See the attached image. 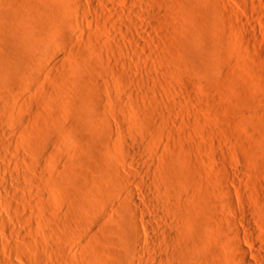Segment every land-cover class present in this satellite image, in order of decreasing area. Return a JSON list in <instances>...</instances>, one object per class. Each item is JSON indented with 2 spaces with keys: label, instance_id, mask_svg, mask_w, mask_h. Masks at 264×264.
Masks as SVG:
<instances>
[{
  "label": "rangeland",
  "instance_id": "obj_1",
  "mask_svg": "<svg viewBox=\"0 0 264 264\" xmlns=\"http://www.w3.org/2000/svg\"><path fill=\"white\" fill-rule=\"evenodd\" d=\"M113 1L120 9L143 10L144 16H135L134 27L113 11L104 12L96 0V8L83 1L92 14L89 21L74 14L79 0H0V128L10 134L0 136L9 148L0 142V160L19 178L37 177L33 165L39 164L46 179V187L24 182L20 214L25 220L17 225L8 217L13 227L8 238L0 231L6 241L0 245V264H34L39 255L43 264H142L133 257L137 232L145 240L158 234L162 241L154 248L165 253L164 220L157 222L161 217L150 208L139 219L149 220L153 233L135 227L123 182L137 168L145 170L152 158L157 171L151 180L165 181L166 191L177 196L172 199L180 215L166 217V223L196 242L184 264H232L231 248L219 239L227 210L220 190L225 176L241 172L242 194L232 182L227 186L235 198L247 201L257 240L264 243V20L259 18L264 0ZM126 23L130 38L122 31ZM138 38L148 45H137ZM51 39L60 47L50 48ZM161 112L168 117L163 120ZM175 172L183 185L175 181L178 175L174 180ZM140 173L134 174L139 180ZM83 174L95 176L86 191L75 180H83ZM132 187L141 201L140 186ZM68 212L72 229L63 221ZM14 229L25 232L33 248L24 246ZM48 229L66 241L67 251ZM89 243L96 257L84 259ZM212 250L221 253L215 263L208 258Z\"/></svg>",
  "mask_w": 264,
  "mask_h": 264
},
{
  "label": "bare ground",
  "instance_id": "obj_2",
  "mask_svg": "<svg viewBox=\"0 0 264 264\" xmlns=\"http://www.w3.org/2000/svg\"><path fill=\"white\" fill-rule=\"evenodd\" d=\"M80 2H79V7L77 6V8L76 7H73V9L75 10V8H76V10L77 11H74V14H75V12H78V13H80V14H82V17H84L87 21H89V20H92V14L90 15V13L89 12H87L88 10H87V8H85L86 7V5H84V0H79ZM86 1V0H85ZM121 2H124V3H128V2H130V0H120ZM143 1V0H142ZM16 2V1H15ZM96 2L99 4V5H101V7H103V9H106L104 12H108V11H111V13H112V11H113V13L112 14H116L120 19H121V17L122 18H126L127 20H129L130 21V26H136L137 25V23L135 22V20H134V18H135V16H144L143 14V12L141 11V10H135V9H132V10H125V9H120V7L119 6H117L116 5V3H115V1H113V0H96ZM96 2H95V0H91V4H92V6H94L93 8H96L97 6H96ZM117 2V1H116ZM119 2V1H118ZM144 2V1H143ZM262 2V1H261ZM260 2V3H261ZM10 3V2H9ZM263 3V2H262ZM8 4V3H7ZM6 4V5H7ZM260 5V4H259ZM74 6V5H73ZM85 6V7H84ZM117 6V7H116ZM257 6V5H256ZM256 6L254 7V8H256ZM14 7V6H13ZM18 7V6H17ZM119 7V8H118ZM260 7V6H259ZM23 9H24V7H22ZM72 8V7H71ZM87 11H86V10ZM102 9V10H103ZM129 9V8H128ZM247 9V8H246ZM18 10V9H17ZM14 12H15V10H14ZM19 12H20V10H19ZM18 12V13H19ZM22 12V11H21ZM20 12V13H21ZM103 12V11H102ZM103 12V13H104ZM149 12H152V14H154L153 12H154V10H150ZM25 13V12H24ZM72 13H73V11H72ZM78 13H76V15L78 14ZM109 13V12H108ZM261 13V12H260ZM15 14V13H14ZM105 14V13H104ZM149 14V13H148ZM108 15V14H107ZM106 16V15H105ZM115 16V15H114ZM80 17V16H79ZM82 17H80L81 19H82ZM263 17V18H262ZM76 18V17H75ZM259 18L260 19H263L264 20V15H259ZM77 19V18H76ZM73 20V19H72ZM95 20V19H94ZM107 20H109V19H106L105 21H107ZM117 20V19H116ZM124 21V20H123ZM78 22V21H77ZM93 22V21H92ZM108 22V21H107ZM125 22V21H124ZM81 23V22H80ZM90 23V22H89ZM242 23V22H241ZM245 23V22H244ZM122 24V23H121ZM127 24V27H126V30H122V31H125L124 33H125V35L126 36H131V34L129 33V29H128V27H129V25H128V23H126ZM243 24V23H242ZM79 25V24H78ZM77 25V26H78ZM123 25V24H122ZM125 25V24H124ZM124 25H123V27H124ZM82 26V25H81ZM126 26V25H125ZM248 26V25H247ZM80 27V26H79ZM130 28V27H129ZM123 29H125V27L123 28ZM131 29V28H130ZM142 30L143 31H145V32H148L149 31V29L147 28V27H143L142 28ZM3 31V30H2ZM256 31V30H255ZM15 37V36H14ZM111 37V36H110ZM130 38V37H129ZM134 39V38H133ZM154 40V39H153ZM148 42V41H147ZM26 43V42H25ZM135 43L137 44V45H139V46H142V47H146L148 44L144 41V39H142V38H138V39H136L135 40ZM149 43V42H148ZM154 44V43H153ZM158 44H159V42H158ZM25 45V44H24ZM117 45V44H116ZM119 45V44H118ZM117 45V46H118ZM135 45V44H134ZM150 45V44H149ZM49 46H50V48H54V49H57V48H59L60 47V43L58 42V40H50L49 41ZM119 46H121V45H119ZM158 46V45H157ZM165 47V46H164ZM116 48V47H115ZM118 48V47H117ZM136 48V47H135ZM140 48V47H139ZM156 48V47H155ZM27 49V48H26ZM25 49V50H26ZM150 49V48H149ZM152 49V48H151ZM163 49V48H162ZM0 50H1V48H0ZM129 50V49H128ZM134 50V49H133ZM137 50V49H136ZM132 51V50H131ZM31 52V51H30ZM135 52V51H134ZM137 52V51H136ZM1 53H2V51H1ZM138 53V52H137ZM31 54V53H30ZM19 55V54H18ZM28 56V55H27ZM30 57V56H29ZM158 57V56H157ZM21 60V59H20ZM163 60V59H162ZM19 61V60H18ZM258 62H259V60H258ZM15 63V62H14ZM263 63H264V61H263ZM16 64V63H15ZM14 65V64H13ZM18 66V65H17ZM21 66V65H20ZM263 67V66H262ZM12 68V67H11ZM24 68V67H23ZM264 69V68H263ZM3 73V72H2ZM5 73V72H4ZM1 74V73H0ZM10 74V73H9ZM3 76V75H2ZM11 76V75H10ZM14 76V75H13ZM17 76V75H16ZM14 78V77H13ZM5 82V81H4ZM2 83V82H1ZM15 83V82H14ZM99 83V82H98ZM108 84V83H107ZM116 84V83H115ZM12 85V84H11ZM98 85V84H97ZM111 85V84H110ZM114 85V84H113ZM118 85V84H117ZM264 85V84H263ZM3 86V85H2ZM99 86L101 87V88H103V87H105V82H104V84H99ZM119 86V85H118ZM185 87H191L190 86V84H185ZM9 88V87H8ZM99 88V87H98ZM111 89V88H110ZM13 93V92H12ZM159 94V93H158ZM175 94V93H174ZM113 96V95H112ZM133 97V96H132ZM156 97V96H155ZM172 97V96H171ZM177 97V96H176ZM118 98V97H117ZM158 98V97H157ZM183 98V97H182ZM263 98V97H262ZM2 99V98H1ZM10 99V98H9ZM8 99V100H9ZM119 99H121V98H119ZM118 99V100H119ZM159 99V98H158ZM177 99V98H176ZM5 100V99H4ZM7 100V101H8ZM184 100V99H183ZM6 101V102H7ZM116 101H117V99H116ZM124 101V100H123ZM122 100H119V103H117V104H119L120 106H124V105H126V103L124 104V102H123ZM138 101V100H137ZM1 103H2V101H0ZM130 102V101H129ZM136 102V101H135ZM4 104V103H3ZM2 104V105H3ZM6 104V103H5ZM164 104V103H163ZM158 105V104H157ZM157 105H154V107H156ZM159 106V105H158ZM161 106V105H160ZM6 107V106H5ZM129 108V107H128ZM158 108V107H157ZM6 109V108H5ZM155 110H156V108H154ZM162 109V108H161ZM167 109V108H166ZM1 110V109H0ZM134 110V109H133ZM158 110V109H157ZM156 110V111H157ZM164 110V109H163ZM8 111H10L9 109H8ZM152 111V110H151ZM162 111V110H161ZM180 111V110H179ZM179 111H177V112H179ZM159 113H160V108H159V111H158ZM6 113V112H5ZM154 113V112H153ZM162 113V112H161ZM10 114V113H9ZM157 115V114H156ZM164 115H166V114H163L162 113V116H163V120L165 119V116ZM31 116V115H30ZM161 116V114H160V117H162ZM167 116V115H166ZM35 117V116H34ZM168 117V116H167ZM167 117H166V119H167ZM29 118V117H28ZM26 119V118H25ZM1 120V119H0ZM102 120H103V118H102ZM105 120V119H104ZM160 120H161V118H160ZM168 120V119H167ZM169 120L171 121L172 119H170L169 118ZM168 120V121H169ZM106 121V120H105ZM134 121V120H133ZM169 121V122H170ZM1 123V122H0ZM165 124H166V122H165ZM164 124V125H165ZM167 124H169V123H167ZM166 124V125H167ZM179 124V123H178ZM189 124H190V122H189ZM1 125V124H0ZM101 125V124H100ZM170 125H173V123L172 124H170ZM124 126V125H123ZM154 126V125H153ZM174 126V125H173ZM126 127V126H125ZM155 127V126H154ZM153 127V128H154ZM157 127H159V126H157ZM161 127V126H160ZM176 127V126H175ZM168 128H169V126H168ZM180 128V127H179ZM163 129V128H162ZM116 130V129H115ZM155 130V129H154ZM167 130V129H166ZM178 130V129H177ZM157 131V130H156ZM159 131V130H158ZM162 131V130H161ZM153 132H155V131H153ZM152 132V133H153ZM149 133V132H148ZM168 133V132H167ZM167 133H166V135H167ZM188 133V132H187ZM137 134V133H136ZM139 134V133H138ZM180 134V133H179ZM184 134V133H183ZM8 135H10L9 134V131L7 130V129H3V128H0V136L1 137H3V138H8ZM175 135V134H174ZM139 136H141V135H139ZM167 136H169V135H167ZM171 136V135H170ZM184 136V135H183ZM149 137V136H148ZM181 137V136H180ZM190 137V136H189ZM197 137V136H196ZM11 138V137H10ZM112 138V137H111ZM114 138V137H113ZM154 140V139H153ZM5 141H7V139L5 140ZM4 141V142H5ZM110 141H111V139H110ZM1 142V141H0ZM8 142H9V140H8ZM161 142V141H160ZM159 143V142H158ZM1 144H2V142H1ZM0 144V149H2V145H3V147L5 146L4 145V143L1 145ZM10 144H11V142H10ZM18 144V143H17ZM8 145V144H7ZM6 145V146H7ZM15 146V145H14ZM17 146V145H16ZM15 146V147H16ZM165 147V146H164ZM184 147V146H183ZM4 148H7V147H4ZM13 148V147H12ZM135 149V148H134ZM5 150V149H4ZM7 151H9V148H7L6 149ZM5 150V151H6ZM15 151V150H14ZM162 153V152H161ZM5 154V153H4ZM7 154V153H6ZM1 155V154H0ZM132 155H134V154H132ZM151 155V154H150ZM159 155H161V154H158V156ZM6 156V155H5ZM14 156V155H13ZM23 156V155H22ZM134 157H136V156H134ZM2 158V157H1ZM5 158V157H4ZM3 158V159H4ZM6 158H7V156H6ZM26 158V157H25ZM24 158V159H25ZM170 158H172V157H170ZM132 159L133 160H135L133 157H132ZM153 159V158H152ZM151 159V161H149V164H148V167L146 166L145 168V170L144 169H142L141 167H140V169L139 168H137L138 169V171L140 170L141 171V169L143 170L142 171V174L140 173V171L138 172L137 170H136V172H137V174L138 173H140L141 175H144V177H143V179H141V180H139V178L137 179L136 178V176H134V174H136V172L134 173V171H133V176H132V178L131 179H128V178H124L123 179V182L126 184V186H127V188H126V198H127V202H128V204H129V213L132 215V222H133V225L135 226V227H141V228H143V231L145 232V233H153L152 232V224L150 225L149 224V220L148 221H146L145 222V220L143 221V220H140L139 219V217L140 216H143V217H145L146 216V214L149 212L148 210L151 208V210L153 209V211H155L154 213H156L158 216H160L161 217V219H160V221H157V222H162L163 220V223H162V225L164 224V226H163V228H164V230L162 231V232H164V241H165V251H164V249H163V251L165 252V253H162L161 251H158L157 252V250L154 248V244H155V242H160V241H162L161 239H160V236H158V234H154V235H150V237H148V239L147 240H145V236H143L141 233H139V232H137V234H136V237L134 238V239H136V243H137V245H138V247L136 248V251L134 252V256L133 257H135L137 260H139V262H141L142 264H184L186 261H187V259H188V257H189V255L191 254V251L192 250H194L196 247H195V243L196 242H192L191 240H189L183 233H181V232H179L176 228H172L171 226H169L167 223H166V217H172V218H174L175 217V219L176 218H178V216L180 215V214H178L177 213V211H179V209H178V207L179 206H177L176 204L178 203V201L176 202V200H175V202H176V204H174V201H173V197H175V196H171V194L168 192V191H166V189H165V185H164V183H165V181H164V183H161V182H153V180H151V175H156V169H155V167H156V164H155V162H153L154 160H152ZM157 159V158H156ZM16 160V159H15ZM177 160V159H176ZM184 160V159H183ZM2 161V159L0 160V173H2V177L0 178V209L3 211H5V213H2L1 211H0V231L2 232V234H3V236H6V234L8 233V232H10V230L12 229L13 230V227L10 229V227L9 226H11V225H9L11 222H9V218H11V220H12V218H13V222H14V224L16 223L17 225H20V224H23L24 223V216L22 215V214H20V213H23L21 210H22V208H23V206H22V204H23V202H24V198H25V191L27 192V187H25V185H24V182H28V184L30 183L31 185L33 184V183H35L36 184V182H38V184L39 185H43V186H45V180L46 179H44L45 178V174L43 173H40L39 174V172H40V170L39 169H37V166L39 165V164H34L33 165V171H34V173H36L35 175H37V172H38V175H37V177H31V176H25V175H23V176H21L20 175V178L22 179V181H23V183H22V181H19L20 180V178L19 177H16L15 175H14V171L13 170H11L9 167L7 168L6 166H5V164H3V162H1ZM17 161V160H16ZM15 161V162H16ZM138 161V160H137ZM136 161V162H137ZM14 162V163H15ZM20 162H23V161H20ZM28 162V161H27ZM27 162H25L26 164H27ZM174 162V161H173ZM17 164H16V166H15V168L17 167V166H20V163H19V161H17L16 162ZM29 163V162H28ZM138 163V162H137ZM151 163V164H150ZM185 163V162H184ZM201 163V162H200ZM30 164V163H29ZM122 164H124L125 165V162L124 163H122ZM170 163H169V161H168V163H167V165H169ZM174 164H175V162H174ZM73 165V164H72ZM123 165V166H124ZM137 165V164H136ZM160 165V164H159ZM185 165V164H184ZM142 166V165H141ZM143 167V166H142ZM172 167V166H171ZM21 168V167H20ZM38 168H40V166L38 167ZM165 168V167H164ZM170 168V167H169ZM23 169V168H22ZM23 170H25V169H23ZM255 170V169H254ZM13 171V172H12ZM16 172V171H15ZM48 172V171H47ZM78 172V171H77ZM87 172V171H86ZM111 173V172H110ZM112 173H113V171H112ZM111 173V174H112ZM115 173V172H114ZM187 173V172H186ZM75 174V173H74ZM136 174V175H137ZM139 174V175H140ZM35 175H33V176H35ZM89 174H87V176H88ZM103 175V174H102ZM101 175V176H102ZM172 175V174H171ZM174 175V174H173ZM172 175V176H173ZM177 175H178V178H177ZM83 176H84V178H83V180H79V179H75L76 180V182H77V180H78V182L77 183H79V184H77L76 183V185H81L84 189H85V191H86V189H88L89 187L88 186H90L91 184H92V182L95 180H93V178L95 177H93V178H91L90 176H86V175H84L83 174ZM113 176V175H112ZM169 176H170V174H169ZM225 176V175H224ZM153 177V176H152ZM178 179V180H175L176 178ZM243 176H241V172L239 171L238 173H232V174H229L227 177L225 176V179H224V181L222 182V184H221V187H220V190H221V194H222V203H223V205L224 206H226V208H227V210H226V212H225V214H224V216H223V226H222V228H223V230L221 231V230H218V231H221V232H219L220 233V236H219V239L221 240V241H223V242H225V245H228V247H229V249L231 248V255L229 256L230 257V259L232 260H230L231 262H233V263H235V264H264V243H260V242H258V240H257V232L258 231H256V229H255V227L253 226V224H252V215H251V213H250V211H249V209H248V207H250V206H248L247 208H245L246 206H247V201L243 198V197H240L239 195V197L237 196L236 198H235V196H234V194H233V191L227 186V182H232L233 184H234V188H236V191L238 192L237 194H242V192H243V190H244V185H243V181L241 180V178H242ZM70 178H71V176H70ZM174 180L176 181V182H179V183H181L182 185H183V183H184V178L183 177H179V174H177L176 172H175V175H174ZM98 179V178H97ZM102 179V178H101ZM121 179V178H120ZM168 179V178H167ZM187 179V178H186ZM75 180H73V181H75ZM13 181L15 182L14 184H11V182L13 183ZM99 181V180H98ZM122 181V180H121ZM242 181V182H241ZM17 182V183H16ZM173 182V181H172ZM218 182V181H217ZM27 184V185H28ZM49 184V183H48ZM139 185L140 186V195L139 196H141V201H139L138 200V193L133 189V187H132V185ZM187 184V183H186ZM38 185V186H39ZM94 185V184H93ZM96 185H98V184H96ZM243 185V186H242ZM30 186V185H29ZM43 186H40V187H43ZM32 187V186H31ZM46 187V186H45ZM48 188V187H47ZM82 188V189H83ZM84 191V190H83ZM23 192V193H22ZM30 193V192H29ZM33 193V192H32ZM157 193H161V194H163L164 195V198L162 197V199H159V198H157L156 197V194ZM86 194V193H85ZM125 194V193H124ZM123 194V195H124ZM27 195V194H26ZM84 195V194H83ZM91 195V194H90ZM30 196H32L31 194H30ZM29 196V194H28V197H30ZM87 196V195H86ZM89 196V195H88ZM125 196V195H124ZM35 197V196H34ZM33 196H32V198H34ZM84 197V196H83ZM177 197V196H176ZM179 197V196H178ZM184 198H185V196H184ZM35 199V198H34ZM33 199V200H34ZM55 199V198H54ZM174 199H177V198H174ZM190 199V198H189ZM29 200V199H28ZM30 200H32V199H30ZM29 200V201H30ZM32 200V201H33ZM178 200V199H177ZM23 201V202H22ZM182 201V200H181ZM22 202V203H21ZM42 202V201H41ZM42 204V203H41ZM258 204H260L259 202H258ZM33 205V204H32ZM31 205V206H32ZM21 206H22V208H21ZM43 206V205H42ZM242 207L243 206V209L242 208H240V211H239V208L238 207ZM245 206V207H244ZM34 207V206H33ZM32 207V208H33ZM20 208H21V210H20ZM244 208H245V210H244ZM180 209H182L181 207H180ZM241 209H242V211H241ZM260 209V208H259ZM257 210V209H256ZM261 211H262V208H261ZM230 212H231V214H230ZM4 214H7V215H4ZM67 214V213H66ZM233 214V215H232ZM145 215V216H144ZM183 215V214H182ZM155 216V215H154ZM153 216V217H154ZM252 216V217H251ZM9 217V218H8ZM65 218H64V224H66V227L68 226V227H70L71 226V220L73 219V215H72V213H70L69 214V212H68V214L67 215H65L64 216ZM251 217V218H250ZM142 218V217H141ZM254 218V217H253ZM155 219H156V216H155ZM171 219V218H170ZM256 222L257 221H259V220H257V216H256ZM99 221V220H98ZM105 221V220H104ZM181 222V221H180ZM243 223V224H241V223ZM76 223V222H75ZM81 223V222H80ZM101 223V222H100ZM185 223V222H184ZM84 224V223H83ZM238 224H241V225H243L242 227L239 225L238 226ZM160 226H162L161 224H159ZM179 225H182L181 223L179 224ZM178 225V226H179ZM62 226H63V224H62ZM44 227V226H43ZM45 227H46V225H45ZM72 227V226H71ZM70 227V228H71ZM97 227V226H96ZM175 227V226H174ZM181 227V226H180ZM210 227V226H209ZM207 228L208 230L209 229H211V227L210 228ZM241 227V228H240ZM47 228V227H46ZM45 228V229H46ZM90 228V227H89ZM221 228V227H220ZM221 228V229H222ZM33 230H34V228H32ZM52 229V228H51ZM47 230V232H51V234L52 233H54V231L53 230ZM72 229V228H71ZM31 230V229H30ZM29 230V231H30ZM42 230H43V228H42ZM97 230V229H96ZM212 230V229H211ZM95 231V230H94ZM16 235H17V237L19 238V239H21L22 240V242H23V244H24V246H26V247H28V246H30V248H31V246L33 245V244H31L32 243V241L25 235V232H23V231H19V230H15L14 229V231H13ZM96 232V231H95ZM12 233V232H11ZM42 233V232H41ZM55 233H57L58 234V232H55ZM55 233H54V238H55V241L58 243V246H59V244H60V246H59V248H61V250L63 249V250H65V248H66V246H64V244H66L65 242H63L62 240H59V238L57 237L58 235L56 234L55 235ZM74 233V232H73ZM92 233V232H91ZM9 234V233H8ZM47 234V233H46ZM71 234V233H70ZM103 234V233H102ZM163 234V233H162ZM45 235V234H44ZM74 235V234H73ZM101 235V234H100ZM264 235V234H263ZM9 236H11V234L10 235H8V237ZM38 235H36V237H37ZM95 236V235H94ZM2 237V236H1ZM7 236L5 237V238H8ZM92 237H93V235H92ZM96 237H97V235H96ZM198 237V236H197ZM39 236L37 237V239L36 238H34L35 240H38L39 241ZM98 238H99V236H98ZM229 238H233V240L235 239V241H233V243H231L230 242V239ZM61 239V238H60ZM228 239H229V241H228ZM95 240V239H94ZM215 240V239H214ZM218 240V239H217ZM242 240H243V242H244V244H245V242L248 244V248H246L245 247V245H243V242H242ZM8 241V240H7ZM40 241H41V239H40ZM61 241H62V243H61ZM228 241V242H227ZM5 240L4 239H1L0 238V245L1 246H4L5 245ZM60 242V243H59ZM223 242H221V243H223ZM55 243V242H54ZM64 243V244H63ZM69 243V242H68ZM217 243V242H216ZM56 244V243H55ZM63 244V245H62ZM82 244V243H81ZM81 244H80V246H81ZM90 244V246L89 245H87L86 247L84 246H82L83 248H85V249H83V250H81V251H83L82 252V258H90V257H93V253H94V251H95V249H93V245H91V243H89ZM197 246V245H196ZM247 246V245H246ZM227 247V246H226ZM32 248H33V246H32ZM45 248V247H44ZM17 249H18V251L21 253L22 251V248H19V247H17ZM16 249V250H17ZM34 249H36V247H34ZM48 249V248H47ZM104 249V248H103ZM44 251H45V253H46V250L45 249H43ZM60 250V251H61ZM68 249H66L65 251H67ZM158 250H160L159 248H158ZM2 251V250H1ZM34 251V250H33ZM38 251V250H37ZM59 251V250H58ZM58 251H56V252H58ZM213 251V250H212ZM211 251V252H212ZM219 251V250H218ZM217 250H215V251H213V253H211L209 256H208V258L210 257V259H212L213 261H214V263H215V261H216V259L215 258H217V256L220 254L221 255V253L220 252H218ZM98 252H100V251H98ZM159 252H161L160 253V255H159ZM16 253V252H15ZM35 253H36V250H35ZM48 253V252H47ZM46 253V254H47ZM53 254V253H52ZM57 254V253H56ZM148 254H152V255H154V256H156V255H159V256H156V258L158 257L159 258V260L158 259H152V258H149V256H148ZM13 255V254H12ZM37 255H39V253L37 254ZM37 255H35V256H37ZM76 255V254H75ZM74 255V256H75ZM95 255V254H94ZM97 255V254H96ZM60 256V255H59ZM58 256V257H59ZM98 256V255H97ZM191 256V255H190ZM223 256V255H222ZM221 256V257H222ZM15 257V256H14ZM18 257V256H17ZM38 257H40V255L38 256ZM36 258L35 257V261H34V264H43L44 263V260H42L43 258H41V259H39V258ZM48 257V256H47ZM50 257H52V256H50ZM96 257V256H95ZM95 257H93V258H95ZM151 257V256H150ZM153 257V256H152ZM226 257V256H225ZM76 258V256L74 257V259ZM78 258L79 257H77V259H75V260H78ZM92 258V259H93ZM220 258V257H219ZM223 258V257H222ZM222 258L219 260V261H221L222 260ZM18 259V258H17ZM50 259L51 258H49V261H50ZM62 259V258H61ZM91 259V260H92ZM10 260V259H9ZM32 260V259H31ZM34 260V259H33ZM73 260V259H72ZM94 260H96V259H94ZM189 260V259H188ZM51 261H52V259H51ZM79 261V263H80V259L78 260ZM224 261H225V259H224ZM20 262V261H19ZM74 262V261H73ZM82 262H85V261H83V259H82ZM93 262H95V261H93ZM138 262V263H139ZM33 263V262H32ZM86 263H88V261L86 262ZM104 263V262H103ZM102 263V264H103ZM200 263H202V262H200ZM225 263V262H224ZM232 263V264H233ZM8 264H17L16 262H15V260L13 261V260H10L9 262H8ZM59 264V263H58ZM77 264H78V262H77ZM95 264H97L96 262H95ZM131 264H137L136 263V260L133 262V260H132V263ZM219 264V263H218Z\"/></svg>",
  "mask_w": 264,
  "mask_h": 264
}]
</instances>
